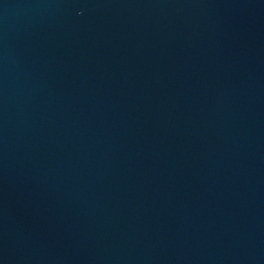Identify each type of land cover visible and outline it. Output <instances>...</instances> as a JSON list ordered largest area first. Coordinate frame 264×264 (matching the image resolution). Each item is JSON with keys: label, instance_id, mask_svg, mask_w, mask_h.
Masks as SVG:
<instances>
[{"label": "water", "instance_id": "water-1", "mask_svg": "<svg viewBox=\"0 0 264 264\" xmlns=\"http://www.w3.org/2000/svg\"><path fill=\"white\" fill-rule=\"evenodd\" d=\"M0 264H264V0H0Z\"/></svg>", "mask_w": 264, "mask_h": 264}]
</instances>
